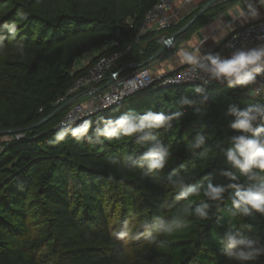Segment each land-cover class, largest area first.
Listing matches in <instances>:
<instances>
[{
	"label": "trees",
	"instance_id": "16d2710c",
	"mask_svg": "<svg viewBox=\"0 0 264 264\" xmlns=\"http://www.w3.org/2000/svg\"><path fill=\"white\" fill-rule=\"evenodd\" d=\"M159 1L0 0V131L36 127L3 143L0 264H264V103L243 94L255 76L145 89L58 126L57 100L94 63L130 49L121 68L142 67L162 49L163 33L137 37Z\"/></svg>",
	"mask_w": 264,
	"mask_h": 264
},
{
	"label": "built area",
	"instance_id": "2783aa9c",
	"mask_svg": "<svg viewBox=\"0 0 264 264\" xmlns=\"http://www.w3.org/2000/svg\"><path fill=\"white\" fill-rule=\"evenodd\" d=\"M194 0H160L147 13L139 38L149 32H168L172 28V8L176 4L187 5ZM168 40V36L162 37ZM264 45V19L250 23L233 33L216 48L207 52V58L199 62H189L181 69L169 74L152 75L149 66L129 65L121 68V58L130 49L115 53L94 63L87 73L75 80L66 95L58 99L57 104L71 103L68 112L59 123V127H68L90 117L100 114L109 108L121 106L126 99L149 89H167L186 85L215 87L214 70L218 56L233 51L244 53L249 48ZM126 69L133 71L122 74ZM254 97L264 103V74L255 76L248 85Z\"/></svg>",
	"mask_w": 264,
	"mask_h": 264
},
{
	"label": "crops",
	"instance_id": "0c3cea01",
	"mask_svg": "<svg viewBox=\"0 0 264 264\" xmlns=\"http://www.w3.org/2000/svg\"><path fill=\"white\" fill-rule=\"evenodd\" d=\"M212 1L194 0L189 5L176 4L171 11L172 27H177ZM204 14L208 21L202 23L184 43L174 50L170 47L158 60L147 63L152 75H166L189 62L207 58L208 50L216 48L234 32L264 19V0H220L208 7ZM167 35L170 37L169 33ZM218 57L214 70L217 85L244 81L264 70V45L249 48L244 53L233 51ZM243 94L254 96L249 87L244 89Z\"/></svg>",
	"mask_w": 264,
	"mask_h": 264
},
{
	"label": "rangeland",
	"instance_id": "374dc122",
	"mask_svg": "<svg viewBox=\"0 0 264 264\" xmlns=\"http://www.w3.org/2000/svg\"><path fill=\"white\" fill-rule=\"evenodd\" d=\"M21 1V3H26L25 1L26 0H20ZM187 5H189V4H187ZM194 18V17H193ZM192 18V19H193ZM191 20H188L187 22H186V24L187 23H189ZM185 24V25H186ZM132 28H134V27H132ZM183 29V28H182ZM181 29V30H182ZM170 30V29H169ZM168 30V31H169ZM156 32H158V31H156ZM139 33V32H138ZM161 33V32H160ZM168 33V32H167ZM178 33V32H177ZM176 34V33H175ZM168 36L166 33L164 34L163 33V35H162V37H164V36ZM170 35V34H169ZM174 35V34H173ZM172 34L170 35V37H168V40L166 41V40H164L163 38H161L162 39V42H163V44H166V43H169L168 41L171 39V37L173 36ZM141 37V36H140ZM139 37V38H140ZM175 40V39H174ZM174 40H173V42H172V44H170V47H173L174 46ZM107 46V47H106ZM104 47H106L105 49H108L109 48V46L108 45H105ZM104 47H102L101 49H96V50H93V51H91V52H89L87 55H85L81 60H80V63L79 64H77L79 67H81V68H83V69H88V67H90L91 65H92V60L94 59V58H96L100 53H102V50H104ZM132 71H133V69H132ZM248 87V86H247ZM66 104V103H65ZM65 104H63L62 106H64ZM70 106V105H69ZM69 106H67V107H63V108H67L68 109V107ZM61 115V114H60ZM66 115V114H65ZM63 119V118H62ZM61 119V120H62ZM60 120V121H61ZM60 123V122H59ZM36 127H30V128H28V129H25V130H14V131H11V130H9V131H0V156L4 153V149H5V145L3 144V143H9V145H10V143H12V142H16V141H18V142H20V141H23V140H26L27 138H32L31 136H29V134L27 133V131H29L30 129H35ZM137 229H141V227L140 228H137ZM126 257H129V255L128 254H126ZM67 264H74V263H69V262H67Z\"/></svg>",
	"mask_w": 264,
	"mask_h": 264
},
{
	"label": "water",
	"instance_id": "95a60500",
	"mask_svg": "<svg viewBox=\"0 0 264 264\" xmlns=\"http://www.w3.org/2000/svg\"><path fill=\"white\" fill-rule=\"evenodd\" d=\"M217 1L220 0H214L212 2H210L209 4H207L201 11L200 13L194 17L189 23H187L186 25H184V28L182 30H180L178 33L174 34L171 39L168 41L169 43H166L163 45L162 49L152 58V62L154 60H158V57H160L167 49L170 48V44H172L173 40L180 36L181 34H183L186 30H188L189 28H191L193 26V24L200 18V16L207 10L208 7H210L211 5L215 4ZM147 65V64H146ZM71 103H66L63 107H67L69 106Z\"/></svg>",
	"mask_w": 264,
	"mask_h": 264
},
{
	"label": "bare ground",
	"instance_id": "6f19581e",
	"mask_svg": "<svg viewBox=\"0 0 264 264\" xmlns=\"http://www.w3.org/2000/svg\"><path fill=\"white\" fill-rule=\"evenodd\" d=\"M76 69L79 71V70H82L83 68H81V67H79V66L77 65Z\"/></svg>",
	"mask_w": 264,
	"mask_h": 264
}]
</instances>
